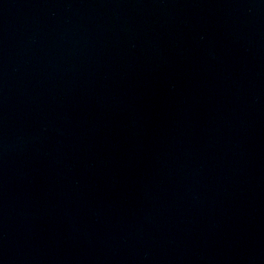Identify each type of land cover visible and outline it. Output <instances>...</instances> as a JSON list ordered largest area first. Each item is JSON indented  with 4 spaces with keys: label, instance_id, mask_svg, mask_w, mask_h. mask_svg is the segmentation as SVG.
<instances>
[{
    "label": "water",
    "instance_id": "water-1",
    "mask_svg": "<svg viewBox=\"0 0 264 264\" xmlns=\"http://www.w3.org/2000/svg\"><path fill=\"white\" fill-rule=\"evenodd\" d=\"M0 264H264V0H0Z\"/></svg>",
    "mask_w": 264,
    "mask_h": 264
}]
</instances>
